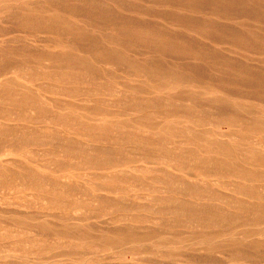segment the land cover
<instances>
[{
	"label": "bare ground",
	"instance_id": "bare-ground-1",
	"mask_svg": "<svg viewBox=\"0 0 264 264\" xmlns=\"http://www.w3.org/2000/svg\"><path fill=\"white\" fill-rule=\"evenodd\" d=\"M262 261L264 0H0V264Z\"/></svg>",
	"mask_w": 264,
	"mask_h": 264
},
{
	"label": "rangeland",
	"instance_id": "rangeland-1",
	"mask_svg": "<svg viewBox=\"0 0 264 264\" xmlns=\"http://www.w3.org/2000/svg\"><path fill=\"white\" fill-rule=\"evenodd\" d=\"M2 208L3 209H5L6 211L7 210H10V212H6V215L7 216H10L11 215V213L13 214V216L12 217H14L15 216V212L14 211H16V206L15 205H13V204H3L2 205ZM6 218V217H5ZM4 218V219H5ZM142 256H151V255H149V254H143ZM66 260H62V261H59L60 263H64ZM177 264H181V263H177ZM259 264H264V261H262L261 263H259Z\"/></svg>",
	"mask_w": 264,
	"mask_h": 264
}]
</instances>
